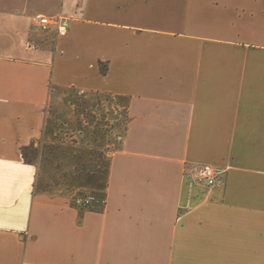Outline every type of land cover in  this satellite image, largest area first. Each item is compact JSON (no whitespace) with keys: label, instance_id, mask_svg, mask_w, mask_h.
Returning a JSON list of instances; mask_svg holds the SVG:
<instances>
[{"label":"crops","instance_id":"crops-1","mask_svg":"<svg viewBox=\"0 0 264 264\" xmlns=\"http://www.w3.org/2000/svg\"><path fill=\"white\" fill-rule=\"evenodd\" d=\"M58 89L125 98L99 205L23 152ZM0 264H264V0H0Z\"/></svg>","mask_w":264,"mask_h":264},{"label":"rangeland","instance_id":"rangeland-1","mask_svg":"<svg viewBox=\"0 0 264 264\" xmlns=\"http://www.w3.org/2000/svg\"><path fill=\"white\" fill-rule=\"evenodd\" d=\"M124 104L125 98L106 93L58 89L51 94L43 135L23 150L39 165L43 190L72 192L71 200L80 206L102 202L75 187L85 175L106 168L107 150L120 145L126 125ZM88 197L90 201L84 202Z\"/></svg>","mask_w":264,"mask_h":264},{"label":"built area","instance_id":"built-area-1","mask_svg":"<svg viewBox=\"0 0 264 264\" xmlns=\"http://www.w3.org/2000/svg\"><path fill=\"white\" fill-rule=\"evenodd\" d=\"M36 20L42 29H48L50 25H54L57 32H65L67 23L62 17H48L46 15L38 14ZM219 169L212 164L202 163L194 168L193 174L195 179L202 184L212 186L216 183ZM91 197L85 198L84 202L90 201Z\"/></svg>","mask_w":264,"mask_h":264},{"label":"trees","instance_id":"trees-1","mask_svg":"<svg viewBox=\"0 0 264 264\" xmlns=\"http://www.w3.org/2000/svg\"><path fill=\"white\" fill-rule=\"evenodd\" d=\"M26 157V156H25ZM27 158V157H26Z\"/></svg>","mask_w":264,"mask_h":264}]
</instances>
